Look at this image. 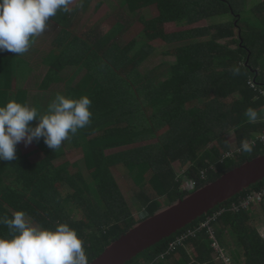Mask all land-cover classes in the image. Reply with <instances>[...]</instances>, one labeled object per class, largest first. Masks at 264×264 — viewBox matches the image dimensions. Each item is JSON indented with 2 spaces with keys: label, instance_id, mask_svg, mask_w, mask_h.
Listing matches in <instances>:
<instances>
[{
  "label": "trees",
  "instance_id": "16d2710c",
  "mask_svg": "<svg viewBox=\"0 0 264 264\" xmlns=\"http://www.w3.org/2000/svg\"><path fill=\"white\" fill-rule=\"evenodd\" d=\"M122 4L129 14L141 13L140 36L129 42L118 39L125 29L122 19L99 35L101 24L108 21L103 1L73 0L68 12L58 10L47 22L57 27L50 51L41 52L42 46L32 44L40 65L48 68L41 91L62 82L57 94L74 99L87 95L92 101L91 123L65 141L82 154L87 174L79 165L58 166L61 147L53 151L43 139L28 147L18 144L17 158L0 162V217L23 211L44 228L67 223L82 239L89 264L112 241L162 208L160 201L169 206L264 155L262 143L249 153L239 148L241 139L251 143L264 132V101L249 85L264 88V1L249 10L246 0ZM161 45H174L162 53L174 63L143 75L141 66ZM1 55L0 106L9 100L28 105L26 90L11 91L13 64L18 58L20 77L22 71H32L34 56ZM37 106L39 113L45 112L41 101ZM248 108L258 112L255 121L245 116ZM234 148L240 151L224 158ZM117 150L122 151L107 155ZM117 166L127 170L137 188L132 200L119 188ZM186 181L195 188H184ZM263 188L264 180L126 264H231L230 257L235 264H264V199L241 205ZM254 205L262 217L255 215ZM0 237H10L5 225H0ZM181 237L182 244L169 251Z\"/></svg>",
  "mask_w": 264,
  "mask_h": 264
},
{
  "label": "clouds",
  "instance_id": "9594fccd",
  "mask_svg": "<svg viewBox=\"0 0 264 264\" xmlns=\"http://www.w3.org/2000/svg\"><path fill=\"white\" fill-rule=\"evenodd\" d=\"M73 0H0V53L17 55L26 53L33 38L43 34L50 18L58 10L68 12ZM239 69L234 68L233 74ZM91 99H78L57 94L44 113L35 107L9 100L0 106V161H12L16 147H25L34 141L51 150L60 149L63 142L91 123ZM245 116L249 121L258 118V112L248 108ZM38 121L33 125V121ZM241 151H253L247 139L239 142ZM235 150V149H231ZM9 238L0 237V264H89L83 241L75 229L67 223H58L48 229L35 225L26 213L16 211L11 218L0 217Z\"/></svg>",
  "mask_w": 264,
  "mask_h": 264
},
{
  "label": "water",
  "instance_id": "95a60500",
  "mask_svg": "<svg viewBox=\"0 0 264 264\" xmlns=\"http://www.w3.org/2000/svg\"><path fill=\"white\" fill-rule=\"evenodd\" d=\"M263 180L264 155L235 167L215 182L160 208L148 219L138 222L112 241L90 264H126Z\"/></svg>",
  "mask_w": 264,
  "mask_h": 264
},
{
  "label": "rangeland",
  "instance_id": "374dc122",
  "mask_svg": "<svg viewBox=\"0 0 264 264\" xmlns=\"http://www.w3.org/2000/svg\"><path fill=\"white\" fill-rule=\"evenodd\" d=\"M259 3L258 1H253V0H246V10L251 9L254 5ZM104 9H106V15H105V20L108 19V21L104 22L101 24L99 28V35L105 34L108 29L116 22L118 19H122L121 22L124 26V30L121 35H119V41L122 42H129L135 37H139L141 30H142V24H140L139 17L141 13H135V14H129L128 13V8L126 6H123L122 0H104ZM229 16H227V19ZM104 19V18H103ZM226 19V20H227ZM225 20V19H224ZM218 22H222L220 19L216 20ZM212 23V21H211ZM57 27L55 25H50L49 27L46 28L45 32L39 36H37L36 39L32 42V44L36 47H41L44 53H48L50 51V46L51 42L56 34ZM118 41V40H117ZM33 45L29 48V50L26 52L28 55V58L31 56L36 57V51L37 48H33ZM174 45H161L156 48V53L149 59L147 60L146 63H144L141 66V73L143 75L150 73L151 71L155 70L156 68L160 67L161 65L165 64L166 66L174 63V58L168 57V56H163L162 53L169 51L170 48ZM38 56V55H37ZM39 58L33 59V67H34V73L33 76L30 77V79H27L24 84L21 83V80L17 79L16 84L14 86V91L17 89H27L29 93V106L35 107L37 109V103L41 101V112L46 111V108L48 104L51 102V100L56 96L57 93L61 92L63 90V83L55 84L50 87L48 91H41L40 86L42 85V79L44 75L47 72V67L40 65L41 62L38 61ZM27 72V75L29 74L30 71H22ZM68 74V71L66 72V75ZM82 76L79 75L76 79L79 80L80 77ZM19 80V81H18ZM163 80V78H161ZM18 82V83H17ZM157 141L154 140L152 143H156ZM138 145L137 147L143 146ZM136 147V146H135ZM235 149V148H234ZM119 151L122 150H117L113 152L107 153L109 154H115L118 153ZM59 153L61 155V159H59L56 164L58 166L66 164L69 166L73 165H79L81 168L82 173L87 174L86 170L83 165V156L81 153H76L73 150V144L69 142H63L61 145V149L59 150ZM36 160V158L33 159V161ZM1 162V161H0ZM115 177L117 180V183L119 185V188L123 191L124 195L126 198H130L131 200L133 199L134 192L137 191V188L135 187L133 180L131 179L130 175L128 174L127 170L123 166H117L114 170ZM189 186V182L186 181L184 183V188H187ZM162 205V208H165L168 206V204L163 200L160 201V205ZM257 206L254 205V213L255 215H260L259 209L257 210ZM140 213H136V217L139 216ZM262 217V215H260ZM259 227L262 226V224L257 225ZM261 230L264 234V227ZM228 259V258H227ZM230 260H232L231 264L233 263V258L230 257ZM229 262V260H226Z\"/></svg>",
  "mask_w": 264,
  "mask_h": 264
},
{
  "label": "built area",
  "instance_id": "2783aa9c",
  "mask_svg": "<svg viewBox=\"0 0 264 264\" xmlns=\"http://www.w3.org/2000/svg\"><path fill=\"white\" fill-rule=\"evenodd\" d=\"M249 85H250L251 88H253L256 92L259 93V96L264 101V88H257L253 82H251ZM262 120L264 121V107H263V119ZM254 141L251 142L253 145L256 144V143L264 144V132H263V134L257 136L254 139ZM239 151H240L239 149L230 150V151H228L225 154L224 158H233L235 156L236 152H239ZM205 177H206L205 174H202V178H205ZM195 185L196 184L194 182H189V186L186 189L187 190H192V189L195 188ZM263 199H264V188L261 189V191H259V192H255L248 199H245L241 205H242V207H248L251 203H256L257 204V203H260ZM189 234L193 235V232H189ZM184 239H185V237L178 238L175 242H173L170 245V250L169 251H173L177 246L182 244ZM218 251L222 252L221 250H218Z\"/></svg>",
  "mask_w": 264,
  "mask_h": 264
},
{
  "label": "crops",
  "instance_id": "0c3cea01",
  "mask_svg": "<svg viewBox=\"0 0 264 264\" xmlns=\"http://www.w3.org/2000/svg\"><path fill=\"white\" fill-rule=\"evenodd\" d=\"M97 1H103L104 2V0H97ZM253 1H258L259 3L261 2V1H264V0H253ZM77 2H79V0H77ZM258 4V3H257ZM74 6V5H73ZM37 37H34V39H36ZM39 47V46H38ZM41 52H43V50L41 51ZM10 54V55H9ZM12 54H14V53H10V52H8V55L9 56H11ZM3 57H2V55H1V53H0V89H2L3 88V86H4V72H3V67H2V63H3V59H2ZM37 58H39L38 59V61H41V56L39 55V56H36V57H34L33 59H37ZM16 59H18V58H15V61H14V66H13V70H14V78H13V81H12V90L11 91H13V92H15L14 91V86H15V84H16V80L17 79H19V80H21V83L22 84H24L25 83V81H27V79H30V77H32L33 76V73H34V67H33V59H31V65H30V67L32 68V71H30L29 72V74L27 75V72H24V74L22 75V76H20V77H17V68L15 67L16 65ZM28 61V60H27ZM46 67V66H45ZM17 69V70H16ZM48 69V68H47ZM45 76V75H44ZM18 80V81H19ZM18 83V82H17ZM21 89H24V88H21ZM17 90H19V89H17ZM16 90V91H17ZM24 90H26L27 92H28V90L27 89H24ZM29 94V93H28Z\"/></svg>",
  "mask_w": 264,
  "mask_h": 264
}]
</instances>
